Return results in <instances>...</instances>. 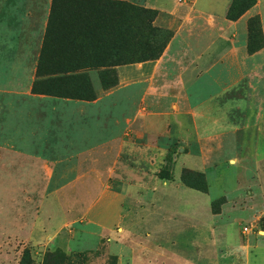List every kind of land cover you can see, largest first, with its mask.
Listing matches in <instances>:
<instances>
[{
	"label": "rangeland",
	"instance_id": "1",
	"mask_svg": "<svg viewBox=\"0 0 264 264\" xmlns=\"http://www.w3.org/2000/svg\"><path fill=\"white\" fill-rule=\"evenodd\" d=\"M52 1L0 0V157L5 148L22 143L37 157L44 155L50 168L48 196H58L63 204L60 211L52 199L47 207L52 237L0 234V264H264V139L258 141V153L248 134L249 116L252 123H261L264 108H234L228 114L236 123L232 131L199 140L202 130L193 124L219 114L224 102L243 89L250 96L259 94L264 72L250 71L253 58L248 57V70L241 73L240 52L231 60L218 56L217 84L207 87L205 60H199L162 91L156 89L162 82L152 77L156 61L103 68L95 73V99L60 98L52 95L56 82L38 77ZM147 1L148 7L163 10L155 25L182 27L173 55L189 44L198 51L206 47L192 44L209 37L190 16L194 0ZM204 2L207 9L209 0ZM254 17L264 37L262 20L254 15L246 19L242 34L243 24L240 31L217 29L216 46L226 38L234 45L244 42L247 52ZM196 52L187 54L189 60ZM170 62L168 74L182 60ZM180 84L186 92L178 91ZM75 111L86 116L82 137L72 135V126L64 123ZM184 154L204 162L195 165L201 169H189L193 173L186 175V183L183 170L180 181L176 174ZM29 170L36 183L37 166ZM3 183L0 170V187ZM58 219L63 223L55 234Z\"/></svg>",
	"mask_w": 264,
	"mask_h": 264
},
{
	"label": "crops",
	"instance_id": "2",
	"mask_svg": "<svg viewBox=\"0 0 264 264\" xmlns=\"http://www.w3.org/2000/svg\"><path fill=\"white\" fill-rule=\"evenodd\" d=\"M131 3L136 4H142L146 6V8H152L156 9L155 7H148L150 5H147V0H125ZM205 0H194L193 4L191 5V14L190 16L195 17L196 21L195 27L200 29L204 28V30L209 33V37H203V41L194 39L193 45H199L198 43H203V45H206V47L202 51H198L199 49H195L190 46L188 48H181L179 55H173V49L174 44L177 40V36L179 31L182 29V27L175 31V36L168 45L167 49L165 50L163 56L157 60L154 65L153 71H152V77L156 80L159 79L160 85H156V89H159V91H162L164 88L168 89L171 84L172 80L171 78L176 76L179 78L180 76L183 78L186 71H188V66L192 63H195L199 60L204 59L205 60V69L207 70V73L205 76H208L209 80H206L205 87L208 86V82H212L214 84H217L216 80L213 79L215 76V70L216 68V58L218 56H225V58L230 59L235 54L236 51L240 52V58L238 57V61L242 63L239 71L243 73V70H248V57H252L253 61L251 62V66L254 67V69H251L250 71L254 72V74H259L264 72L262 70V66L264 65V48L257 52L254 55H249L246 52L245 43H238L236 41V44H232L231 40L224 39V42H221L220 47L216 46L217 39H215V34L219 30H226V28L230 29L229 31L233 30H239V25L243 24L241 28L240 34L244 32L245 29V21L249 17H252L254 15H259L262 20V25L264 29V0H257L256 5L250 9L247 13H245L238 21H229L226 19V14L228 12V9L232 3L233 0H209L207 2V9H204V2ZM176 4V8H177ZM159 10V9H157ZM160 12L163 10H159ZM166 12V11H164ZM170 13V12H169ZM175 13V12H173ZM218 23V27L215 25L212 26V23ZM223 26V27H222ZM197 28V29H198ZM199 32V31H198ZM200 34V33H199ZM242 36V35H241ZM229 41V42H228ZM202 49V48H201ZM224 50V52H223ZM190 51H197L196 54L190 59L188 57V53ZM208 53V54H207ZM207 54V57L205 55ZM239 54V53H238ZM185 56V57H184ZM185 59H184V58ZM176 58V59H174ZM172 60H182V63L177 64L176 62V68L175 71L171 74H168V68L166 67V64L169 63ZM189 60V61H188ZM171 63V62H170ZM145 64H142V66ZM168 76V77H167ZM167 77V78H166ZM216 77V76H215ZM170 79V80H169ZM181 79V83H182ZM259 94L250 96V91L243 89L240 93L239 97L232 98L226 100L225 105L221 106L220 115L217 113L216 116H212L210 114L207 115L206 120L197 121L193 120V124L195 125V129L200 132L201 134L196 137L197 139L203 136H206L208 134H213L216 131L221 130H231L235 127V122L232 120L230 115H228L232 109L239 108L242 110H246L249 107L251 108H264V88L261 89L259 87ZM162 89V90H161ZM178 91L180 92H186V88L184 84H180L178 86ZM203 91L205 94H207V88H204ZM228 109V110H227ZM225 110H227L225 112ZM219 112V111H218ZM197 111L194 112L193 116H196ZM80 115V116H76ZM85 114H82L78 111H75L72 113V117L66 119L64 123L68 126H72L70 129L71 134L73 135V131H75V134L78 136V134H82L83 131V124L87 122ZM258 115V114H257ZM262 113L260 114V116ZM259 116V115H258ZM264 116V114H263ZM262 117V116H261ZM195 119V118H194ZM258 119V117H257ZM249 127L248 134L250 135V141L255 142L251 143L254 149L257 150L258 141L261 138L264 139V132H262V128L260 125H264V117L261 120V123L257 125L255 121H253V117L249 116ZM175 121H179V118ZM198 124V126L196 125ZM247 125V126H248ZM201 129V130H200ZM203 133V134H202ZM178 137L186 138L187 136H182L177 134ZM82 137V136H81ZM199 140V139H198ZM47 146H45L46 148ZM30 146H27L26 144L22 143L18 147L11 146L10 148H5L3 152L1 153L0 157V170L2 174V179H5L6 183H3L0 187V215H1V224H0V234L1 235H14V236H22L26 238H36V237H42L46 235V237H52V218L48 215V206L52 207V199H56L57 205L59 208H62V202H60V199L57 198L58 196H48V190L47 188V174L49 173V166H47L44 155L36 156L33 152L30 151ZM82 147H78V150H82ZM83 151V150H82ZM153 152H148L146 154H151ZM260 153V152H258ZM33 156H36L34 159ZM32 157L34 160H32ZM196 164L203 165L204 162L200 157H197L195 155L190 154H184L181 158V165L177 168V177L180 181V175L182 173V170L185 168L198 170L201 168L195 167ZM37 166V171H39L38 174V181L35 183L31 176V170H29V166ZM202 166V167H203ZM233 168V167H232ZM46 183V184H45ZM176 184L181 188L178 181ZM182 189V188H181ZM36 190V192H35ZM53 197V198H52ZM56 197V198H54ZM26 203V204H25ZM25 204V205H24ZM25 206V208L23 207ZM48 207V208H47ZM60 208V211H61ZM36 211H39L40 213H37ZM42 211V213H41ZM59 220V219H58ZM63 223V220H59L58 227L56 228L55 234L58 232V230L61 228Z\"/></svg>",
	"mask_w": 264,
	"mask_h": 264
},
{
	"label": "trees",
	"instance_id": "3",
	"mask_svg": "<svg viewBox=\"0 0 264 264\" xmlns=\"http://www.w3.org/2000/svg\"><path fill=\"white\" fill-rule=\"evenodd\" d=\"M256 3L233 0L226 19L238 21ZM159 14L157 9L125 0H53L38 77L50 85L58 84L52 93L57 97L95 99L92 86L97 70L155 62L163 56L175 31L155 25ZM248 28L247 52L254 55L264 48L259 18H251ZM80 83L83 87L76 88ZM188 173L193 172L183 169L181 179L185 183ZM190 187L205 191L204 187Z\"/></svg>",
	"mask_w": 264,
	"mask_h": 264
},
{
	"label": "built area",
	"instance_id": "4",
	"mask_svg": "<svg viewBox=\"0 0 264 264\" xmlns=\"http://www.w3.org/2000/svg\"><path fill=\"white\" fill-rule=\"evenodd\" d=\"M244 231L247 232V231H249V229H248L247 227H245V228H244Z\"/></svg>",
	"mask_w": 264,
	"mask_h": 264
}]
</instances>
